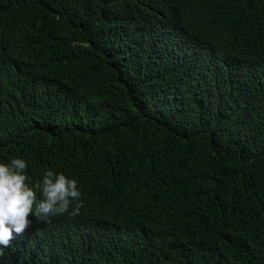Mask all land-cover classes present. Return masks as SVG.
Listing matches in <instances>:
<instances>
[{
	"label": "trees",
	"instance_id": "trees-1",
	"mask_svg": "<svg viewBox=\"0 0 264 264\" xmlns=\"http://www.w3.org/2000/svg\"><path fill=\"white\" fill-rule=\"evenodd\" d=\"M16 158L99 201L0 264H264V0H0Z\"/></svg>",
	"mask_w": 264,
	"mask_h": 264
},
{
	"label": "clouds",
	"instance_id": "clouds-1",
	"mask_svg": "<svg viewBox=\"0 0 264 264\" xmlns=\"http://www.w3.org/2000/svg\"><path fill=\"white\" fill-rule=\"evenodd\" d=\"M26 169V161L19 158L0 163V256L4 254L3 249L11 247L14 234H23L32 221L41 219L58 223L70 216L76 217L77 222L84 209L99 201L90 192L89 183L80 179L87 194L84 198L76 180L51 170L44 173L40 182L29 186Z\"/></svg>",
	"mask_w": 264,
	"mask_h": 264
}]
</instances>
